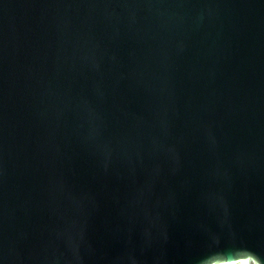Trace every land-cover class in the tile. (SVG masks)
I'll return each mask as SVG.
<instances>
[{
	"label": "water",
	"instance_id": "95a60500",
	"mask_svg": "<svg viewBox=\"0 0 264 264\" xmlns=\"http://www.w3.org/2000/svg\"><path fill=\"white\" fill-rule=\"evenodd\" d=\"M0 264H264V0H0Z\"/></svg>",
	"mask_w": 264,
	"mask_h": 264
}]
</instances>
